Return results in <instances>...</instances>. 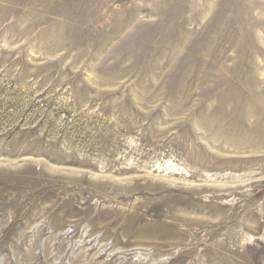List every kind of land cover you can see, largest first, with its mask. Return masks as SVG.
Masks as SVG:
<instances>
[{
	"label": "rangeland",
	"instance_id": "374dc122",
	"mask_svg": "<svg viewBox=\"0 0 264 264\" xmlns=\"http://www.w3.org/2000/svg\"><path fill=\"white\" fill-rule=\"evenodd\" d=\"M0 264H264V0H0Z\"/></svg>",
	"mask_w": 264,
	"mask_h": 264
}]
</instances>
